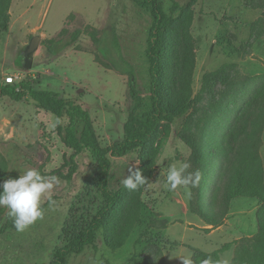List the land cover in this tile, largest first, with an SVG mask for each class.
Segmentation results:
<instances>
[{
    "label": "rangeland",
    "instance_id": "obj_1",
    "mask_svg": "<svg viewBox=\"0 0 264 264\" xmlns=\"http://www.w3.org/2000/svg\"><path fill=\"white\" fill-rule=\"evenodd\" d=\"M142 1L13 0L8 31H0V78H25L37 90L78 102L90 113L102 147L122 141L125 124L132 118L146 119L153 109L148 56L153 19ZM161 2L178 23L168 63L179 64L191 50L194 55L190 92L195 104L185 118L165 121L149 146L112 159V191L124 186L129 168L145 165L148 183L130 193L98 233L96 246L67 264H182L183 257L200 264L203 258L196 251L232 264L235 246L231 253L219 251L225 241L236 242L238 233L246 230L233 226L225 237L210 238L214 228L199 229L192 218L202 220L199 216L209 215L211 207L219 215L224 211L217 198L222 180L220 189H243L264 199V0ZM77 32L78 40L72 43ZM35 36L42 37V43L27 70L23 53ZM53 40L61 41L56 54L47 48ZM131 72L141 101L130 96ZM207 74H214L211 82H206ZM255 99L260 104L238 128V117ZM66 124V118L33 101L0 96V183L33 168L45 176L68 171L73 151L62 141ZM182 162L191 165L189 172L199 170L202 178L197 187L170 191L168 169ZM77 164L72 182L59 179L50 197L55 203L44 209L42 219L22 233L10 230L0 236V264H52L67 235L103 204L91 151L78 156ZM48 202L45 197L41 207ZM232 208L236 216L230 220L247 221V232L254 236L259 229L258 200L238 199ZM8 216V209L0 207V226Z\"/></svg>",
    "mask_w": 264,
    "mask_h": 264
},
{
    "label": "trees",
    "instance_id": "obj_2",
    "mask_svg": "<svg viewBox=\"0 0 264 264\" xmlns=\"http://www.w3.org/2000/svg\"><path fill=\"white\" fill-rule=\"evenodd\" d=\"M12 2L13 0H0V31H8V13ZM142 6L151 13L153 19L148 48L152 78L150 99L153 109L146 119L132 118L125 124L124 139L122 141L108 147H102L90 113L78 102L62 98L59 94L51 91L37 90L29 80L9 85L5 84L0 78L1 97L10 98L15 102L33 101L40 109L52 113L58 118L67 119V124L62 128L61 137L64 144L73 151V154L70 157L71 166L68 171H60L55 175L58 179L65 182L74 180L78 172L77 158L85 150L91 151L97 166L95 182L103 204L89 219L76 226L77 229L74 234L67 235L66 243L55 250L52 264H67L72 256H79L88 247H95L98 233L115 216L118 208L131 197L130 193L132 191L124 186L115 192L110 189L109 178L112 159L124 158L136 150L149 146L157 138L165 121L185 118L195 104V99L192 98L190 92L195 68V58L192 50L184 54L182 62H179V64L175 61V66L168 63L170 62L168 50L171 48L172 32L178 24L177 20L165 13L161 0H143ZM79 35L80 32L75 33L71 42L75 43ZM60 45L61 41H51L47 47L49 53L56 54L57 47ZM178 65L183 67L180 72L178 71ZM23 68L26 69L25 64ZM129 76L131 77L129 83L130 96L133 100L141 101L133 73L131 72ZM211 76H214V74L206 75V82H211ZM258 104H260L259 100L255 99L246 106L237 119L238 128H240L241 122L247 121L253 113V107L258 106ZM231 134L232 132L229 138L233 137ZM233 140H230V142ZM232 145H234L233 142ZM139 170L143 175L149 171L145 165L140 167ZM223 183L225 182L222 180L218 184L217 198L220 205H222L221 209H224V211L219 215V211H216L215 207H211L209 215H214L213 218L208 217V213L198 216L207 225L219 228L230 214L234 201L244 198L257 199L261 204V208L257 212L258 232L252 237L225 245L219 253L229 251L235 246V256L232 264H264V199L259 193L251 195L243 189L227 187L226 189H220V184ZM205 191L206 189H202V192ZM49 204L50 201L42 207L43 210ZM201 205L203 204L201 203ZM10 230L16 231L13 226V218L9 215L4 225L0 226V236L5 235ZM196 253L201 255L203 259L211 257L214 261H221L217 256H210L200 251H196ZM193 263L196 264L195 261Z\"/></svg>",
    "mask_w": 264,
    "mask_h": 264
},
{
    "label": "clouds",
    "instance_id": "obj_3",
    "mask_svg": "<svg viewBox=\"0 0 264 264\" xmlns=\"http://www.w3.org/2000/svg\"><path fill=\"white\" fill-rule=\"evenodd\" d=\"M139 161H137V164ZM191 165L182 162L179 167L171 166L166 177V186L170 191L178 187H197L202 178L199 170L189 172ZM130 175L122 180L125 188L136 191L148 183L137 168H129ZM60 184L57 176L42 175L37 169H28L18 178H8L0 183V207H6L8 214L13 218V226L17 232L22 233L43 218L44 210L41 203L45 197L49 198L50 204L55 201L50 199L55 186ZM182 264H193L189 257L179 258ZM200 264H227V261H214L211 257L203 259Z\"/></svg>",
    "mask_w": 264,
    "mask_h": 264
},
{
    "label": "crops",
    "instance_id": "obj_4",
    "mask_svg": "<svg viewBox=\"0 0 264 264\" xmlns=\"http://www.w3.org/2000/svg\"><path fill=\"white\" fill-rule=\"evenodd\" d=\"M258 209L259 208H257V209H255V214H256V218H257V212H258ZM252 212V211H251ZM241 213V216H244V218L246 219V220H248L247 219V213H244V212H240ZM187 214V215H186ZM184 216H194V215H191V214H189L188 215V213H185V215ZM235 216H236V210L234 209V208H232V206H231V212H230V214L226 217V219H225V222H224V224H222L219 228H214V229H212L211 231H210V233H209V236H210V238L211 237H213V236H217V235H224V234H226V230H229V229H232L233 228V226H236V228H234V229H236V230H240V229H245L246 230V233L245 234H243V233H238V234H240V236H239V238L237 237L236 238V241H238V240H241V239H243V238H248V237H252V236H250L249 234H248V228H247V221H241V220H239V223L238 224H236V220L237 219H233V220H230V218L231 217H234L235 218ZM196 218H198V217H193L192 218V220H196L197 222H196V227L197 228H199V229H204V230H207V228H209L210 226L209 225H207L206 223H204L201 219H196ZM199 220V221H198ZM190 222V224H194L193 222H191V221H189ZM241 223H244L243 225L241 224ZM241 224V226H239ZM212 227V226H211ZM224 237H225V235H224ZM221 238H223L222 236H221ZM224 246L225 245H228V244H232V242H229V241H225L224 243ZM232 250V249H231ZM231 250H229L228 252H230ZM227 251H226V253H228ZM225 253V252H224ZM231 253V252H230ZM233 257V256H232Z\"/></svg>",
    "mask_w": 264,
    "mask_h": 264
},
{
    "label": "water",
    "instance_id": "obj_5",
    "mask_svg": "<svg viewBox=\"0 0 264 264\" xmlns=\"http://www.w3.org/2000/svg\"><path fill=\"white\" fill-rule=\"evenodd\" d=\"M41 43H42V37L40 36L33 37L30 45L26 48L25 52L23 53V58L25 60V67L27 70L32 68L33 66L32 55L40 47Z\"/></svg>",
    "mask_w": 264,
    "mask_h": 264
},
{
    "label": "built area",
    "instance_id": "obj_6",
    "mask_svg": "<svg viewBox=\"0 0 264 264\" xmlns=\"http://www.w3.org/2000/svg\"><path fill=\"white\" fill-rule=\"evenodd\" d=\"M25 80V78H16V77H14V76H8V77H5L4 78V83L5 84H9V85H14V84H18V83H20V82H22V81H24Z\"/></svg>",
    "mask_w": 264,
    "mask_h": 264
}]
</instances>
